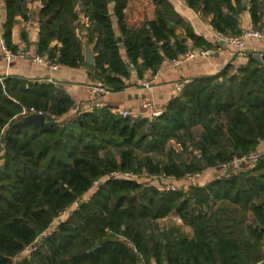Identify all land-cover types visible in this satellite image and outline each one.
Segmentation results:
<instances>
[{
  "label": "trees",
  "instance_id": "obj_1",
  "mask_svg": "<svg viewBox=\"0 0 264 264\" xmlns=\"http://www.w3.org/2000/svg\"><path fill=\"white\" fill-rule=\"evenodd\" d=\"M23 1L6 0L5 41ZM150 1L155 17L129 27L123 12L127 0H41L38 51L57 56L62 64H82V46L71 25L79 4L97 52L91 75L112 91L120 90L125 87L121 77L137 60L141 70L155 72L165 58L187 49L169 26V1ZM109 2L122 30L120 42ZM228 2L205 0V8L222 22L221 7ZM257 11L258 2L252 0L255 22L260 20ZM54 39L59 42L55 50L50 48ZM221 76L216 85L209 80L185 85L182 96L156 118L118 117L101 108L97 114L63 120V125L56 120L70 101L57 96L52 83L25 85L15 77L0 83V264H264V234L246 217L251 212L264 222V152L249 170L187 190L166 192L105 177L112 170H145L181 179L255 152L264 140V68L246 66L236 75L223 71ZM31 106L52 124L14 123L22 117L21 108ZM213 121L218 123L213 126ZM171 139L181 152L168 146ZM94 182L100 184L82 199ZM74 203L72 213L57 220ZM167 216L180 219L191 235L177 226H159L157 220ZM49 227L40 245L23 254Z\"/></svg>",
  "mask_w": 264,
  "mask_h": 264
},
{
  "label": "crops",
  "instance_id": "obj_2",
  "mask_svg": "<svg viewBox=\"0 0 264 264\" xmlns=\"http://www.w3.org/2000/svg\"><path fill=\"white\" fill-rule=\"evenodd\" d=\"M172 8L173 21L169 23L170 27H174V33L182 45L188 48H205L210 49L208 56L198 55L190 59L180 66H171L168 58H165L159 68L152 72L151 69L141 70V66L137 64L141 60H137V64L129 66V75L123 76L121 79L125 81V87L120 90L113 91L102 97L104 107L108 113L114 116H120L122 110L131 111V118H146L144 109L142 108L143 100H150L162 112L175 97H181L182 91L177 93L174 89V82L187 79L189 83L196 81L209 80L212 85H216L223 80L221 76L223 71L227 72V76L238 74L241 67L249 66L264 68V43L257 40L247 42L243 52L238 53L234 47L227 42H223L217 37L218 32L238 33L241 29L250 26L264 28V0H256L258 2L257 14L260 20L253 21L250 13V5L252 0H229L228 4L221 7L224 21L216 19L214 10L205 8V0L194 1L189 4L187 0H168ZM12 16V23L9 28L8 38L6 40L7 47L14 52H22L27 55L18 58L7 64L0 50V77L3 82L8 77H15L25 81L27 84L49 83L52 80L54 85V93L57 96L65 95L70 106L66 113L57 117V122L63 120L72 121L84 115H92L100 113L92 107L89 86L94 83L95 79L91 75L90 67L85 63L86 45L93 54V59L97 54L93 51L94 41H89L91 24L83 11L81 5H76V16L72 20L71 25L74 30L76 39L82 46V64L78 66H70L57 61V56L51 58L47 53L38 51V42L40 39V10L42 7L41 0H24ZM113 2L108 4V13L112 20L113 30L117 41L122 40V30L118 24V18L113 8ZM124 19L129 27H136L138 24L147 23L155 17L154 5L150 0H127V5L123 9ZM226 15L236 18V24L230 23L226 19ZM7 19L6 0H0V24L5 34L4 23ZM217 23V25H215ZM5 36V35H4ZM208 44V47L205 45ZM120 55L125 58L124 49L120 43ZM59 46L57 39L50 43V48L54 50ZM50 49H48V52ZM57 53V52H56ZM260 56L255 58V54ZM39 55L57 61L58 67L50 70L48 66L33 61L31 57ZM179 55V54H178ZM149 81L150 85L145 87L141 83ZM186 85H190V84ZM187 86V87H188ZM186 89V87H185ZM150 119V118H149ZM88 122L90 119L85 117ZM218 121H213L215 126ZM199 129V127H196ZM168 146L175 148L181 152V145L171 139ZM195 152V151H194ZM187 154H183L186 157ZM254 157H247L248 164L252 162ZM245 159V158H244ZM216 166L205 168L200 174L195 185H203L218 177ZM250 164L245 167L249 170ZM231 169H222L224 176L231 173ZM181 180V179H179ZM189 186L192 184L187 183ZM75 208V206L70 207ZM68 208L67 216L73 209ZM176 217L167 216L160 221H168L172 226L180 227L182 231L190 232V228L183 222H177ZM167 227V226H165ZM192 232V231H191Z\"/></svg>",
  "mask_w": 264,
  "mask_h": 264
},
{
  "label": "built area",
  "instance_id": "obj_3",
  "mask_svg": "<svg viewBox=\"0 0 264 264\" xmlns=\"http://www.w3.org/2000/svg\"><path fill=\"white\" fill-rule=\"evenodd\" d=\"M217 37L222 40L223 42H227L230 45H232L236 52L241 53L243 52L246 44L250 40H257L259 42L264 43V28L263 27H254L250 26L247 28L241 29L238 33H226V32H218ZM0 50L2 53V56L7 64H9L11 61L23 58L27 54L22 52H14L10 50L5 41V37L3 35V29L0 24ZM210 49L205 48H188L176 57L169 60V63L171 66H180L186 61L193 59L194 57L198 55L202 56H208L210 54ZM33 61H36L38 63H42L50 70H55L58 67L57 61H51L47 57L35 55L31 57ZM49 83H52V80L48 79ZM0 83L3 84V77H0ZM189 83V80L183 79L178 80L174 82V89L177 93H180L186 84ZM145 87L150 85L149 81H143L141 83ZM90 90V98L92 102V107L94 109H101L104 107V101L102 100V97L110 94L112 89L102 84L100 81L95 80L94 83H92L89 86ZM142 108L144 109L145 116L152 119L156 118L159 115H161L162 111L155 107V105L150 100H143L142 101ZM29 114H44L41 110H38L34 107H22L21 111L18 113V116H26ZM120 116L122 117H130L132 115L131 111L129 110H122L119 112ZM2 131L0 132L1 137ZM0 145H1V139H0ZM223 168H226L228 166V162H224L221 164ZM200 176L199 172H188L186 173L181 180L176 179L172 176L165 175L164 173L161 174H152L145 170L142 171H134V170H127V171H119V170H112L110 171L105 177L111 178V179H126V180H132L137 181L143 185H153L157 187L160 191H176L178 189H185L187 190L189 188V184H195L197 183V180ZM99 182H94V184H98ZM57 220H60V217L57 218ZM177 222H181L180 219H176ZM50 231V227L47 228L45 231H43L41 234H39L34 242L27 246L23 254H28L30 251L35 250L40 243L42 242L43 238L46 236V234Z\"/></svg>",
  "mask_w": 264,
  "mask_h": 264
},
{
  "label": "rangeland",
  "instance_id": "obj_4",
  "mask_svg": "<svg viewBox=\"0 0 264 264\" xmlns=\"http://www.w3.org/2000/svg\"><path fill=\"white\" fill-rule=\"evenodd\" d=\"M230 151H231V149H230ZM264 152V140H262V141H260L259 143H258V145H257V147H256V151L255 152H253V153H251L250 155H248V156H244V157H240V158H234L232 161H227L228 162V166L225 168L226 170L228 169H231L232 171H231V173H238L239 171H245L246 169H245V167H248L250 164L252 165V167L254 166V163H255V160H256V158L259 156V155H261L262 153ZM249 156H251V157H254L253 159L254 160H252V162H250L249 164H248V161H246L247 160V157H249ZM245 158V159H244ZM223 162V161H222ZM219 163V162H218ZM222 163H219V164H217L216 165V167H213V168H215L216 170H218L217 171V174H218V177L219 176H222L223 175V173H221L222 172V169H223V167H222V165H221ZM200 173V172H199ZM202 173V172H201ZM200 173V174H201ZM100 181H102V180H100ZM99 181V182H100ZM96 186H97V184H93L92 185V187L86 192V194L82 197V199H85V198H87L88 197V195L92 192V191H94L95 190V188H96ZM263 201V200H262ZM260 202H261V200H260ZM73 207L75 206V203L72 205ZM71 206V207H72ZM263 208H264V205L262 206ZM70 209H73V208H70ZM67 212H68V209L66 210V211H64L63 213H61L60 214V218H65V217H67ZM58 217V218H59ZM247 218H248V221H247V223L248 224H252L253 222H255L256 223V227L257 228H264V222H262L261 224L259 223V221H258V219H256V215L255 214H253V213H251V212H249V213H247V216H246ZM158 223V225L159 226H161V227H165V226H167V227H172V225H169V224H171L170 222H168V221H160V222H157ZM179 229H180V227H179ZM180 231L182 232V233H186V234H188V235H191V229L189 230L190 232H185V231H182L181 229H180ZM250 249V248H249ZM262 250H263V253H264V241H263V244H262ZM257 264H259V263H257Z\"/></svg>",
  "mask_w": 264,
  "mask_h": 264
},
{
  "label": "water",
  "instance_id": "obj_5",
  "mask_svg": "<svg viewBox=\"0 0 264 264\" xmlns=\"http://www.w3.org/2000/svg\"><path fill=\"white\" fill-rule=\"evenodd\" d=\"M226 19L232 23V24H236V18L231 16V15H226ZM258 56H260L258 53L255 54V58H258ZM262 59H264L263 56H261ZM85 63L90 67L94 64V59H93V54L92 51L90 50V48L86 45V49H85ZM14 123L17 124H26V123H35L38 125H43L45 123L48 124H52V121L48 120L44 114H29L26 116H22L16 120H14ZM150 126H147V132L149 131ZM254 175H249L248 177H252ZM100 183H98L99 185ZM260 205L263 206L264 205V200L262 202H260ZM260 230L263 232L264 234V228H260ZM98 247V244H95L90 251H93L94 249H96ZM144 264V263H141ZM167 264V263H164Z\"/></svg>",
  "mask_w": 264,
  "mask_h": 264
}]
</instances>
